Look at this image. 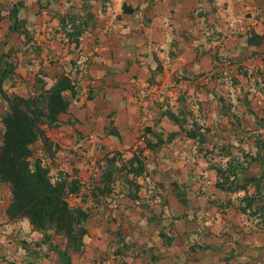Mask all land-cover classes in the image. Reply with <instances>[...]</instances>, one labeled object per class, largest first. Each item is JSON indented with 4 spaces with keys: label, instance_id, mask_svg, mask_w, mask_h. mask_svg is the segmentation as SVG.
Segmentation results:
<instances>
[{
    "label": "crops",
    "instance_id": "obj_1",
    "mask_svg": "<svg viewBox=\"0 0 264 264\" xmlns=\"http://www.w3.org/2000/svg\"><path fill=\"white\" fill-rule=\"evenodd\" d=\"M12 7L23 21L13 29ZM74 14L80 25L72 22ZM4 64L11 69L1 89L20 95L42 90L38 72L72 80L67 110L44 130L50 151L40 140L31 148L51 179L85 183L66 197L82 211L85 233L72 252L61 235L45 237L26 218L8 219L9 191L0 182L3 259L264 264V214L205 215L207 200L226 195L213 186L205 195L200 191L204 162L180 120L202 100L236 98V90L263 111L252 122L264 142V0H0V71ZM5 110L0 97V115ZM91 128L99 135L98 166L90 159L91 144L74 145L75 135ZM130 157L141 162L137 174L129 170ZM255 160L252 175L262 195L254 202L264 209V145ZM112 168V192L90 196L89 179Z\"/></svg>",
    "mask_w": 264,
    "mask_h": 264
},
{
    "label": "trees",
    "instance_id": "obj_2",
    "mask_svg": "<svg viewBox=\"0 0 264 264\" xmlns=\"http://www.w3.org/2000/svg\"><path fill=\"white\" fill-rule=\"evenodd\" d=\"M15 11L14 7L9 11L11 29L23 23L16 18ZM71 20L74 22V19ZM80 24V21L75 23ZM9 69L11 67L5 65L0 71V85L5 71ZM36 78L43 83L42 90L32 94L20 95L14 91L2 90L0 87V97L6 103V110L0 115V182L5 183L9 191V201L4 213L8 219L26 218L31 228L45 237L50 233L61 235L65 240V250L75 252L80 249L85 233L79 218L83 214L82 211L71 208L66 197L69 193L79 191L85 183L78 182L79 179H51L48 167L43 165L39 158L33 157L31 148L36 140H40L46 151H50L51 143L44 130L55 125L58 116L67 110L74 86L72 80L63 73L53 80L45 73L38 72ZM89 131L75 135L74 145L78 144L77 147L83 148ZM186 134L195 138L193 130ZM196 141L200 143L202 138H197ZM85 144L88 145L87 142ZM263 145L264 142L261 143V146ZM101 158L102 156L95 160L94 166L101 165ZM128 162L129 170L137 174L139 171L136 169L141 167V162L132 157ZM112 170L113 168L94 174L89 179L87 188L90 196L98 198L112 192L113 184L108 183ZM244 178L255 183L252 185V195L249 194L250 197L247 199L248 203L239 210L242 213L247 210L244 214H255L259 211L263 215L264 209L257 207L254 202L262 195L260 180L253 175ZM213 185L224 193L242 189L243 196H246L243 183L234 187H224L218 182H214ZM175 190L177 191L176 186Z\"/></svg>",
    "mask_w": 264,
    "mask_h": 264
},
{
    "label": "rangeland",
    "instance_id": "obj_3",
    "mask_svg": "<svg viewBox=\"0 0 264 264\" xmlns=\"http://www.w3.org/2000/svg\"><path fill=\"white\" fill-rule=\"evenodd\" d=\"M78 14H74L72 19L77 23L80 18ZM69 20V18H68ZM236 98L225 97L220 94L215 99V104L211 103L210 98L202 100L204 105H199L198 111L184 110V114H180V120L185 124L183 127L185 132L193 130L195 139L202 138V142L195 145L197 151L201 154L204 164L200 173V188L202 194L205 195L209 186H214V182L220 183L222 186L234 187L241 183L245 184V194L242 189H236L232 193H223L226 195L221 200H207L205 205L206 214L212 215L216 220L217 214L227 211L242 213L240 208H244L248 203L249 194L252 195L255 183L244 180V177L252 175L259 165L255 160L261 153V143L257 139V128L253 125V117L259 113H263L257 108H253L251 98L239 96L235 90ZM233 98V99H232ZM256 102V101H255ZM260 111V112H259ZM193 121L194 123H190ZM95 134L90 142L92 148L90 152L92 157L101 156L99 149V135L94 128L89 131ZM96 161L93 162V166ZM243 197V198H242ZM251 199V198H250ZM247 212V210H245ZM244 212V213H245ZM204 215V214H203ZM118 239H120L118 237ZM117 238L115 239V242ZM9 260L0 256V264H6Z\"/></svg>",
    "mask_w": 264,
    "mask_h": 264
},
{
    "label": "built area",
    "instance_id": "obj_4",
    "mask_svg": "<svg viewBox=\"0 0 264 264\" xmlns=\"http://www.w3.org/2000/svg\"><path fill=\"white\" fill-rule=\"evenodd\" d=\"M95 137V134H92L91 132H89L85 138V143L87 142L88 145H86L85 143L83 144V147H89V145L91 144L90 142L93 140V138ZM78 145V144H77ZM80 146V145H79ZM90 159L94 162L97 157L94 155L93 157L90 156Z\"/></svg>",
    "mask_w": 264,
    "mask_h": 264
}]
</instances>
